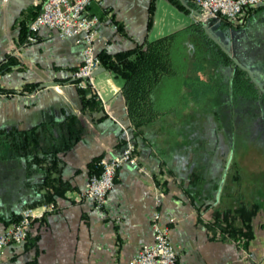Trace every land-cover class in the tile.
<instances>
[{
	"label": "crops",
	"instance_id": "0c3cea01",
	"mask_svg": "<svg viewBox=\"0 0 264 264\" xmlns=\"http://www.w3.org/2000/svg\"><path fill=\"white\" fill-rule=\"evenodd\" d=\"M149 1L92 4L88 12L99 17L96 53L114 56L150 41ZM35 11V0H0V65L8 56L18 62L0 73V129L29 131L46 119L61 123L74 115L81 134L69 150L58 153L50 173L65 191L54 195L55 211L34 220L26 241L6 248L0 264H127L153 242L154 211L170 227L176 264H264V184L259 183V159L246 163V153L232 157L209 135L184 133L180 127L188 121L183 112L133 129L120 92L123 80L106 70L92 77L102 111L84 112L77 88L61 84L81 63L80 46L47 28L37 32L35 42H28V32L23 36L21 26L29 27ZM185 91L191 93L185 100L189 116L207 100L222 96L199 103L192 84ZM127 141L136 148L138 165L117 170L106 205L95 209L91 200L79 198L92 164L116 158ZM12 153L10 144L0 147L3 217L19 215L45 193L41 169ZM243 172L251 174L245 177ZM155 179L164 188L159 205ZM240 203L258 206L249 222L245 248L215 239L209 231L215 209H234ZM4 228L0 222V234Z\"/></svg>",
	"mask_w": 264,
	"mask_h": 264
},
{
	"label": "trees",
	"instance_id": "16d2710c",
	"mask_svg": "<svg viewBox=\"0 0 264 264\" xmlns=\"http://www.w3.org/2000/svg\"><path fill=\"white\" fill-rule=\"evenodd\" d=\"M166 1L180 12L189 14L178 0ZM154 2L155 0H151L152 17ZM188 5L196 9L191 0ZM263 9L264 5L249 9L246 22ZM37 12L36 8L33 19ZM152 17L149 27L152 26ZM27 32L28 27L22 25V35L26 36ZM146 45L145 50L138 47L114 56L103 52L98 54L101 67L123 80L120 92L133 129H142L148 122L169 114H177L179 108L186 106L185 100L191 97V93L185 91L190 84L196 90L199 103L217 95H222L232 102L245 100L264 103V94L260 93L246 72L234 68L231 59L206 36L199 22L147 41ZM16 66L18 62L8 56L0 65V73ZM200 73L210 75L207 79H201L198 77ZM63 83L66 81H61V84ZM77 90L84 112L102 111V104L91 86ZM80 134V122L74 115H70L61 123L46 119L29 131L13 130L10 134H0V142L10 144L12 154L41 169L45 193L36 203L26 207L35 208L53 203L54 195L65 192L60 184L54 183L58 182V179H52L50 173L55 169L58 153L69 150L78 141ZM100 162L101 159L93 162L91 175L100 173ZM154 181L164 192L161 187L163 184L157 179ZM257 209L256 204L245 203H240L234 209H215L209 231H212L215 239L234 241L245 248L250 237L249 222ZM19 219L20 214L14 213L9 217L0 216V222L5 227Z\"/></svg>",
	"mask_w": 264,
	"mask_h": 264
},
{
	"label": "built area",
	"instance_id": "2783aa9c",
	"mask_svg": "<svg viewBox=\"0 0 264 264\" xmlns=\"http://www.w3.org/2000/svg\"><path fill=\"white\" fill-rule=\"evenodd\" d=\"M191 1L199 11L201 21L217 19L220 24L227 23L232 27H242L246 23L247 11L264 5V0ZM94 3L102 5L103 0H35L38 12L28 27L29 42H35L36 34L41 28L54 30L61 39L76 40L81 49V63L63 79L76 88L92 86V75L101 66L95 47L100 39L99 17L88 12ZM113 28L117 29L116 26ZM124 165L133 167L138 165L136 148L130 141L125 143L122 152L116 158L101 160L100 173L89 177L79 198L91 200L95 209L104 208L108 193L114 186L116 172ZM156 189L160 194L156 198V204L159 205L163 192L157 185ZM54 211L55 206L52 203L24 208L20 213V219L6 226L0 234V257L9 246H20L26 241L34 220ZM151 226L153 242L143 246L127 264H176L177 256L170 240V227L161 223L159 211L152 214Z\"/></svg>",
	"mask_w": 264,
	"mask_h": 264
},
{
	"label": "rangeland",
	"instance_id": "374dc122",
	"mask_svg": "<svg viewBox=\"0 0 264 264\" xmlns=\"http://www.w3.org/2000/svg\"><path fill=\"white\" fill-rule=\"evenodd\" d=\"M150 5L151 0L148 8L149 21L152 17ZM154 5L155 10L149 33L150 41L192 23L189 14L180 12L166 0H155ZM242 27V31L234 35H229L230 31L227 33L220 29H214V35L224 42L237 58L252 68L258 69L261 78L264 75V9L258 11ZM260 56L261 61L259 62L261 63L259 64L256 63V60ZM209 75V73H200L198 77L207 79ZM91 87L94 90L93 83ZM227 99L224 96L209 99L191 111L190 116L186 115L190 111L188 106L179 108L175 115L181 116L183 112V117L185 115L188 121L182 123L180 130L183 128L182 131L186 134L194 132V134L209 135L212 137V142L219 143L220 141V148L228 150L232 157L236 153L244 152L246 153V161H244L246 163L255 164L254 160L257 157L259 159L258 166L261 169L259 183L264 184V104L261 101L232 102ZM191 127L195 129H190ZM257 153L258 155H256ZM247 173L251 174V172H243L245 177Z\"/></svg>",
	"mask_w": 264,
	"mask_h": 264
},
{
	"label": "water",
	"instance_id": "95a60500",
	"mask_svg": "<svg viewBox=\"0 0 264 264\" xmlns=\"http://www.w3.org/2000/svg\"><path fill=\"white\" fill-rule=\"evenodd\" d=\"M178 1L189 12V15L192 19V23H195V22L201 23L202 28H203L206 36L210 40H212L221 49V51L231 59L233 65H234V68H239V69L243 70L244 72H246L247 75L249 76L251 82L259 89L261 94H264V88H263L264 75L261 76V78H260L258 69L252 68L250 65H248L247 63H245L242 60H240L239 58H237L235 56V54L231 50L228 49L227 45L214 35V29H219V26L221 25L220 22L217 19H212V20H209L206 22L201 21V19H200L201 15H200L199 11L197 9L191 8L188 5V2L190 0H178ZM146 47H147V45L144 44L142 49L145 50ZM99 70L104 71L105 69L100 66L93 73L92 77L95 76ZM39 88H44V85L39 86Z\"/></svg>",
	"mask_w": 264,
	"mask_h": 264
},
{
	"label": "flooded vegetation",
	"instance_id": "af4514ba",
	"mask_svg": "<svg viewBox=\"0 0 264 264\" xmlns=\"http://www.w3.org/2000/svg\"><path fill=\"white\" fill-rule=\"evenodd\" d=\"M219 29L220 30H222L223 32H229L230 34L229 35H234L235 33H240L241 31H242V29H243V27L242 28H237V27H232V26H229V25H227L226 23H223L222 25H220L219 26ZM232 33V34H231ZM234 38V37H233ZM233 41V40H232ZM235 42V41H234ZM255 52V51H254ZM257 56V55H256ZM264 59V58H263ZM259 61H261V56H260V58H257V60H256V63H261V62H259ZM262 104H264V103H262ZM10 133H12V130H10V131H5V130H2V129H0V134H10ZM4 144L3 143H1L0 142V147L1 146H3Z\"/></svg>",
	"mask_w": 264,
	"mask_h": 264
}]
</instances>
